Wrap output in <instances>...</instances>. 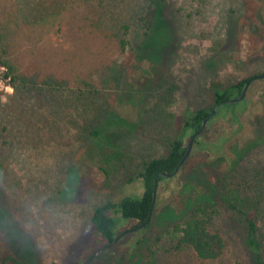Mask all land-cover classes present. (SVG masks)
I'll return each instance as SVG.
<instances>
[{"label": "rangeland", "instance_id": "obj_1", "mask_svg": "<svg viewBox=\"0 0 264 264\" xmlns=\"http://www.w3.org/2000/svg\"><path fill=\"white\" fill-rule=\"evenodd\" d=\"M0 64L16 79L0 96L3 252L85 264L107 245L95 208L140 199L144 165L168 155L192 112L214 107L215 88L264 74V0H0ZM243 101L238 122L200 136L227 137L224 153L194 144L143 232L126 234L136 224L111 210L124 235L90 264H254L236 208L264 206V141L229 161L264 124V79ZM192 183L214 200L226 241L212 262L176 248L184 206L206 201Z\"/></svg>", "mask_w": 264, "mask_h": 264}, {"label": "trees", "instance_id": "obj_2", "mask_svg": "<svg viewBox=\"0 0 264 264\" xmlns=\"http://www.w3.org/2000/svg\"><path fill=\"white\" fill-rule=\"evenodd\" d=\"M150 16L152 15H149V17ZM15 80L16 79L14 77V89ZM248 80L225 88H215L214 107L209 110L203 109L190 114L178 139L170 143V151L168 155L163 158L151 160L144 165L141 173L139 174V178L142 181L144 189L143 196L140 199L126 197L118 204L107 201L95 208L92 215V223L103 241L107 242V244H110L113 243L118 237L116 232L117 220L116 218L109 215L111 210L114 209L116 210L117 214L121 213L123 218L134 221L136 225L133 227L146 223L150 218L151 211L153 216L154 211L160 202V185L167 179L162 177L161 174H173L175 172L176 168L186 154L188 148V146H186V140L188 138L192 139V137L202 129L204 120L209 118L216 108L219 107L216 114L208 121V125H211L220 119H226L229 116L231 117L232 121H234V123L239 121V107L244 101L235 104L228 103V101L238 98L242 95L243 89ZM95 134H98V132ZM226 138L222 136L218 138L215 143L209 145L207 142L201 141L199 136L195 139L194 144L197 146L200 145L201 147H206V149L209 148L208 146H211V148L215 149L217 152H222V155L224 153V146L229 140ZM263 141L264 124L254 132V136L249 138L246 144L242 146L239 151H235V155L232 159L225 155L228 160L231 159L229 164L236 165L238 162L242 161L247 153H250ZM182 168L183 166L181 167L180 171ZM157 178V200L153 207L154 190ZM192 186L198 195L206 201L201 202L198 206L196 204L195 207L192 206V204L191 206H184L179 215L181 217V223L178 224L182 226H177L176 228L177 232L181 235L176 248H189L196 254L200 261L212 262L220 259V257L223 255L226 248V241L221 231L212 229L211 226L214 219L213 207L215 206V202L211 198V195L194 183H192ZM236 216L240 217L246 226L247 245L253 257L254 264H264V232L262 229L264 227V206H257L255 204L254 207L249 208L247 211L236 208ZM151 221L145 228L142 229V232L151 224ZM4 222L5 215L3 212H1V233H5L6 230ZM9 263L21 264V262L16 257L5 256L0 239V264Z\"/></svg>", "mask_w": 264, "mask_h": 264}, {"label": "water", "instance_id": "obj_3", "mask_svg": "<svg viewBox=\"0 0 264 264\" xmlns=\"http://www.w3.org/2000/svg\"><path fill=\"white\" fill-rule=\"evenodd\" d=\"M261 79H264V74L257 75V76H254V77L250 78V79L247 81V83H246V85H245V87H244V89H243V93H242V95H241L240 97H238V98H235V99H232V100L228 101V103L235 104V103H239V102L243 101L244 98L246 97L247 90H248L249 86L251 85V83H252L253 81H255V80H261ZM218 108H219V107H218ZM218 108H216V109L213 111V113L211 114V116H210L209 118H206V119L204 120L203 125H202V129H201L196 135H194V136L192 137V139H191L190 142H189V145H188V148H187L186 154H185L184 158L182 159V161L180 162V164L178 165V167L176 168L175 172H174L173 174L162 173V174H161L162 177H165V178H171V177H173L174 175H176V174L180 171L181 167L186 163V161H187L188 158L190 157V154H191V152H192V148H193V145H194V141H195V139H196L197 137L201 136V134L203 133L204 129L206 128V125H207L208 121L210 120V118H212V117L216 114ZM157 191H158V178L156 179V185H155V190H154V204H153V207H154V205H155V203H156V200H157ZM151 218H152V211H151L150 218L147 220L146 223H144V224H142V225H139V226H136V227L132 228L131 230H129L128 232H126V234H127V233L136 232V231H138V230H141V229L145 228V227L150 223ZM123 235H124V234H123ZM123 235L118 236V237L116 238V240H115L113 243L107 244L106 246H104V247L100 248L98 251H96L92 256H90V258L85 262V264H90V263H91L96 257H98L100 254L104 253L105 251H107L108 249H110V248H112L114 245H116V244L119 242V240L123 237Z\"/></svg>", "mask_w": 264, "mask_h": 264}, {"label": "built area", "instance_id": "obj_4", "mask_svg": "<svg viewBox=\"0 0 264 264\" xmlns=\"http://www.w3.org/2000/svg\"><path fill=\"white\" fill-rule=\"evenodd\" d=\"M14 91V78L9 69L0 64V96Z\"/></svg>", "mask_w": 264, "mask_h": 264}, {"label": "flooded vegetation", "instance_id": "obj_5", "mask_svg": "<svg viewBox=\"0 0 264 264\" xmlns=\"http://www.w3.org/2000/svg\"><path fill=\"white\" fill-rule=\"evenodd\" d=\"M174 176H175V175H174ZM174 176H173V177H174ZM171 178H172V177H171Z\"/></svg>", "mask_w": 264, "mask_h": 264}]
</instances>
